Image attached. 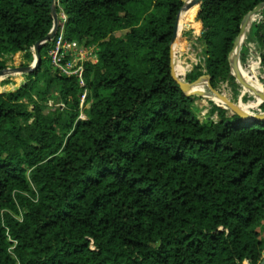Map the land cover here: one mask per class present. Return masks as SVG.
I'll use <instances>...</instances> for the list:
<instances>
[{"label": "trees", "instance_id": "trees-1", "mask_svg": "<svg viewBox=\"0 0 264 264\" xmlns=\"http://www.w3.org/2000/svg\"><path fill=\"white\" fill-rule=\"evenodd\" d=\"M183 1L55 2L56 35L96 44L97 61L84 63L81 84L47 65L50 40L27 79L0 92V264H259L264 119L212 101L199 119V97L170 74ZM263 1H199L181 23L200 29V61L185 79L235 89L229 53ZM260 15L245 39L264 65ZM52 25L51 0H0V69L7 54L29 58ZM182 41L180 32L176 52Z\"/></svg>", "mask_w": 264, "mask_h": 264}, {"label": "water", "instance_id": "water-1", "mask_svg": "<svg viewBox=\"0 0 264 264\" xmlns=\"http://www.w3.org/2000/svg\"><path fill=\"white\" fill-rule=\"evenodd\" d=\"M200 0H191V3L187 7V9L191 8L192 6L199 3ZM185 8V1H183L182 6L180 7L179 12L176 15L175 24L173 27V33L172 37L169 43L170 47V74L173 80L179 85L180 89L186 94V95H192V96H198V97H204L210 100L218 99V101L225 106H227L229 109H231L233 112H235L237 115H239L242 119L253 121L255 119H264V112H258L253 113L248 109H245L241 107L238 103L231 100L227 95L220 92L218 89H214L210 86L209 77L207 75H202V78H205L206 83L208 87L210 88V91H205L204 89H201V87L197 86V83L201 79H196L193 82L187 80L184 81L182 77L175 72L174 69V52H173V44L176 41L177 37V24L179 20V16L181 11ZM264 8V1L260 2L258 5H256L252 10H250L242 19L240 24V30L237 36L234 39L232 49L229 53V62L232 70V74L235 77V81L241 85L245 90L251 91L255 99L257 100V104L259 102L264 101V91L260 92L257 91L253 85H251L246 79L243 77V74L241 73V63H240V46L241 41L243 37L245 36V31L249 27L250 23L249 20L251 18H254L255 16L260 15L261 10ZM51 14L53 17V25L50 31L41 39H39L34 45L33 49L35 51V62L32 65H24V66H17V67H4L0 69V77L11 74L12 72L19 71L20 73H30L36 69V67L39 65L41 56H40V48L42 45H44L46 42L52 40L54 36L56 35L57 29H58V19L57 14L55 12V0H51ZM190 70L188 71V73ZM219 105V104H217ZM259 264H264V260L261 261Z\"/></svg>", "mask_w": 264, "mask_h": 264}, {"label": "rangeland", "instance_id": "rangeland-1", "mask_svg": "<svg viewBox=\"0 0 264 264\" xmlns=\"http://www.w3.org/2000/svg\"><path fill=\"white\" fill-rule=\"evenodd\" d=\"M56 1L57 0H55V2ZM190 1L191 0H188L185 2V7L190 3ZM254 22L255 21L249 22L250 25L245 31V36L248 34L249 28L252 25V23H254ZM189 30H192V32L190 34H186V32ZM180 32H181V36L183 38V41H182L183 43L181 44L180 50L177 52V60H178L177 68L179 66L185 67V70L183 71L182 77H183L184 81H187V79H185V74L189 70H191L192 67L197 63L198 58L200 56V49H201L200 43H198L196 41V37L198 36L200 29L198 31H196L189 24H183V25L181 24L180 28H179V33ZM183 48H187V49L184 50ZM240 48H241V46H240ZM94 51L95 50H92V52H91V56H90L91 59H94V56H93ZM29 54H30L29 58H25L24 52H17V53L5 55L4 61H5L6 67H17V66H24V65H32L36 59L35 51L33 48H31ZM240 63H241V68H243L245 71L252 72L250 69L251 66L247 65L248 63L246 61L245 56H243V57L240 56ZM47 65H49V62H47ZM262 66L263 67L259 68L258 72L255 73V76L257 77V79L259 80V82L262 84V86L264 88V65H262ZM17 77H18V74H14V73L6 74V75L0 77V92H6V91H9L11 89L12 90L15 89L18 86ZM19 77H23V80L27 79V77L24 75V73L23 74L20 73ZM198 78L199 79L202 78V75L199 76ZM191 82H193V81H191ZM6 85H12L13 87H9V90H7ZM199 87H201V89H204L205 91H210V88L208 87L207 84H204V85L199 86ZM214 89H218L220 92L227 95L231 100L238 103L241 107H243L245 109H248L250 111L258 109V106L251 107V105H249V102L255 100V97L253 96L252 92L245 90L238 83H237V86L235 87V89H232V87L230 85H228V83H226V82L220 83L218 88L216 87ZM235 90L237 93L235 92ZM53 95H56V93H53ZM35 99H36V95L34 93H32L30 98H23L22 101L27 105L28 110H33V103L32 102ZM209 101H212L215 104H217V103L220 104V102H216L215 100H210V99H207L204 97H199L196 100L198 110H199V111H197V114H198L199 119H201V120L204 119V117L207 115V112L211 106ZM60 104L61 103H57V105H60ZM55 106L56 105H54L53 100H51V99L48 100L46 111L53 109ZM80 117L81 118L85 117L83 112H80ZM213 118H215V115H213ZM263 260H264V255H263V258L261 259V261H263Z\"/></svg>", "mask_w": 264, "mask_h": 264}, {"label": "built area", "instance_id": "built-area-1", "mask_svg": "<svg viewBox=\"0 0 264 264\" xmlns=\"http://www.w3.org/2000/svg\"><path fill=\"white\" fill-rule=\"evenodd\" d=\"M61 17L64 18L63 13H61ZM261 18L262 16L258 15L255 16L252 21L258 22ZM245 38L246 36H244L241 41V45L245 48L243 56L246 57L248 65L251 66V63H253L255 68L259 70V68L263 67L261 62V51L255 41L246 40ZM52 40L51 45L47 49V57L50 67L61 75L76 77L80 83L83 84L84 63L86 61H97V45L94 43L86 44L85 42L75 39H65L62 30L58 35L54 36ZM92 50H95L93 55L94 59L90 58ZM199 61L200 56L197 63ZM84 97L85 92L81 95V105Z\"/></svg>", "mask_w": 264, "mask_h": 264}, {"label": "bare ground", "instance_id": "bare-ground-1", "mask_svg": "<svg viewBox=\"0 0 264 264\" xmlns=\"http://www.w3.org/2000/svg\"><path fill=\"white\" fill-rule=\"evenodd\" d=\"M186 1H188V0H186ZM190 3H191V1H190ZM189 3V4H190ZM189 4L181 11V13H180V16H179V20H178V24H177V37H178V34H179V28H180V25H181V23L183 22V19L187 16V14L196 6V5H194V6H192L191 8H189V9H187V7L189 6ZM254 18H251L250 20H249V22L250 21H252ZM177 37H176V41H175V43L173 44V52H174V69H175V72L178 74V72H177V62H178V60H177V52H176V47H177ZM181 47V46H180ZM184 50H185V48H183ZM242 49V48H241ZM248 65V64H247ZM182 68H185V67H183V66H181ZM251 71L252 72H248V71H245L243 68H241V73L243 74V77L246 79V81H248L251 85H253L254 86V88L257 90V91H260V92H263L264 91V88H263V86H262V84L259 82V80L257 79V77L255 76V73H257L258 72V70L255 68V65L253 64V63H251ZM12 73H14V74H18V75H20V72L19 71H17V72H12ZM2 79V78H1ZM201 80H204L205 82L204 83H202V82H200ZM262 82V81H261ZM206 83V80H205V78H201L200 80H199V82L197 83V86L199 87V86H202V85H204ZM257 100L258 99H255L254 101V104L251 106V107H254V106H256L257 105ZM215 101L216 102H219L218 101V99H215Z\"/></svg>", "mask_w": 264, "mask_h": 264}, {"label": "crops", "instance_id": "crops-1", "mask_svg": "<svg viewBox=\"0 0 264 264\" xmlns=\"http://www.w3.org/2000/svg\"><path fill=\"white\" fill-rule=\"evenodd\" d=\"M199 35H200V32H199L198 36H199ZM198 36H197V37H198ZM197 37H196V38H197ZM187 73H188V72H187ZM10 83H11V82H10ZM7 90H9V89H7ZM11 90H12V89H11ZM195 103H196V101H195ZM196 105H197V103H196Z\"/></svg>", "mask_w": 264, "mask_h": 264}]
</instances>
